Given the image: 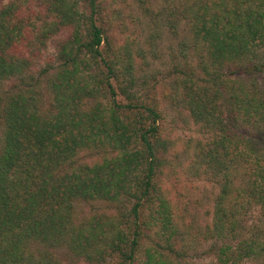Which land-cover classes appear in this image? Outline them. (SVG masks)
<instances>
[{
    "label": "trees",
    "instance_id": "obj_1",
    "mask_svg": "<svg viewBox=\"0 0 264 264\" xmlns=\"http://www.w3.org/2000/svg\"><path fill=\"white\" fill-rule=\"evenodd\" d=\"M78 1L47 0V11L61 15L62 22L78 18L73 39L59 53L64 64L50 82L53 110L42 115L25 95H7L0 101V264H23L25 251L33 244L55 248L74 241L76 248L86 251L79 244L81 238L107 244L110 252L107 259L100 254L102 264H132L143 228L151 226L142 212L146 207L153 210L158 237L145 249V264H169L161 250L171 247L160 240L167 244L176 231L170 207L157 195L154 182L160 168L158 112L115 101L109 108L85 112L73 106L74 97L67 95V90L74 88L70 80L79 71L80 58L87 56L98 69L101 63L108 74H115L101 51L105 39L96 21V0H80L89 10L87 16L79 15ZM182 8L193 41L205 53L196 73H184L189 78L185 87L196 122L216 131L199 155L207 158L220 176L212 229L222 237L229 221L223 205L232 192L264 206V87L241 79L243 75L253 80L264 73V0H186ZM11 12L12 4L0 11V81L29 68L23 56L10 54L17 51L19 39L24 37ZM231 67L236 68L233 73ZM75 88L78 95L88 91L86 86ZM107 88L114 98L116 92L109 81ZM224 104H229V112L224 111ZM83 150L103 157L92 165L75 162ZM240 166L245 169L243 187L234 182V172ZM121 195L134 200L127 214L131 219L123 217L132 239L119 229V216L107 224L106 233L98 222L92 226V234V230L74 225L77 201L118 202ZM232 225L230 229H234ZM237 246L221 247L217 264L264 257V237L261 242L241 241ZM50 262L46 264H53Z\"/></svg>",
    "mask_w": 264,
    "mask_h": 264
},
{
    "label": "rangeland",
    "instance_id": "obj_2",
    "mask_svg": "<svg viewBox=\"0 0 264 264\" xmlns=\"http://www.w3.org/2000/svg\"><path fill=\"white\" fill-rule=\"evenodd\" d=\"M185 1L96 0V21L105 39L101 51L115 74H108L101 63L102 68L98 69L87 56L80 58L79 71L70 80L74 82V88H69L67 95L74 97L73 106L85 112L96 107L109 108L114 101L122 106L143 105L158 112L160 168L154 182L157 195H161L170 207L176 231L167 244L160 240L163 245L171 247L161 253L166 255L169 264H217L221 247H238L237 243L241 241L258 239L261 242L264 206L246 195L236 197L232 192L223 205L229 216L227 229L222 237L213 232L212 217L221 181L215 168L208 164L207 158L200 157L199 151L216 131L204 129L189 110L186 96L189 91L185 87L189 78L184 73H196L205 53L202 46L193 41L188 21L181 16ZM78 3L79 15H89L86 4L80 0ZM11 4L12 17L16 18L14 23L24 31V37L19 39L17 51L10 54L23 56L29 62V68L21 75L0 81V101L7 95H25L42 115H48L53 110L50 82L64 64L59 53L62 46L73 39L78 18L75 17L72 23L62 22L61 15L47 11V0H0V11ZM78 29L85 31L82 27ZM234 70V67L229 69L230 73ZM241 79L264 87V73L253 80L243 75ZM108 81L116 92L114 98L108 91ZM75 86H86L88 91L78 95ZM229 107L224 104V111L229 112ZM1 108L0 103V111ZM138 111L144 112L142 109ZM126 113L132 117L130 112ZM240 124L248 126L245 122ZM1 131L2 128L0 149ZM102 157L93 150H83L75 162L92 165ZM234 173V182L243 187L245 169L240 166ZM133 203L134 200L122 195L118 202L79 200L74 206V225L91 231L98 222L102 224H99L101 231L104 225L106 233L107 224L114 223L119 216V229L132 239V230L126 228L123 217L129 218L127 214ZM142 212L151 226L143 228L141 225L143 234L132 264H145V249L157 242L158 237L153 210L146 207ZM230 225L234 229H230ZM70 236L75 238V234ZM67 239L71 241L69 237ZM79 244L85 246L86 251L76 248L74 241L55 248L30 245L25 251L23 264H46L49 260L53 264H102L101 258L107 259L110 252L105 242L96 239L86 242L81 238ZM106 248L108 251L103 254ZM100 254L104 256L100 257ZM240 264H264V257L252 256Z\"/></svg>",
    "mask_w": 264,
    "mask_h": 264
}]
</instances>
